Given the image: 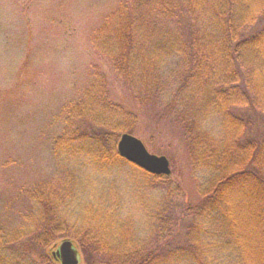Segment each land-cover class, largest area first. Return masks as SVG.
I'll list each match as a JSON object with an SVG mask.
<instances>
[{"label": "trees", "instance_id": "1", "mask_svg": "<svg viewBox=\"0 0 264 264\" xmlns=\"http://www.w3.org/2000/svg\"><path fill=\"white\" fill-rule=\"evenodd\" d=\"M92 43L99 55L108 57L133 103L143 113L144 104L151 103L146 107L153 123L171 117L168 128L180 130L195 171L207 168L212 179L198 191L196 204L184 200L170 207L166 217L174 226L159 219L151 244L135 239L128 226L120 227L124 244L110 243L107 231L123 211L119 197L109 191L110 183L112 190L117 187L110 170L134 167L120 157L117 145L123 134L138 133L140 115L117 102L106 76L96 73L83 100L71 106L54 156L65 168L80 172L84 191L92 196L95 177L108 187L96 189L104 190L99 203L93 197L87 201L80 223L67 213L70 201L38 198L27 227L11 234L0 228V264H57L53 252L66 239L80 250L81 264H161L171 259L264 264V0H122L94 32ZM219 62H225L224 73L236 76V82L226 79V84L215 85L207 78ZM185 95L195 99V108L202 103L201 108L187 109L191 104L186 107ZM222 96L231 102L221 104ZM177 102L183 107L177 108ZM218 104L226 120L221 139L204 129L205 116ZM174 110L179 114L172 117ZM181 122V129L176 128ZM97 212L101 223L93 219ZM98 227L108 228L106 235ZM130 232L136 245H130L131 251L123 249Z\"/></svg>", "mask_w": 264, "mask_h": 264}, {"label": "rangeland", "instance_id": "2", "mask_svg": "<svg viewBox=\"0 0 264 264\" xmlns=\"http://www.w3.org/2000/svg\"><path fill=\"white\" fill-rule=\"evenodd\" d=\"M121 1L0 0V228L5 234L27 227L35 213V201L44 196L51 195L63 203L70 201L67 213L74 214L73 220L79 223L86 218L87 201L93 197L99 203V194L104 190L96 189L108 187V183L95 177L90 182L92 196L84 191L80 172L75 174L65 168L54 156V145L64 133L69 110L83 100L86 90L97 80L96 73L106 76L117 102L128 111L134 108L140 115L138 133L133 136L145 144L150 154L167 157L172 169L167 182L155 181L132 166L110 170L113 178H117L114 182L117 187L112 190L110 183L109 191L119 197L123 210L118 222L107 231L110 243L122 242L120 227L128 226L135 239L141 237V241L151 244L159 219L167 227L174 226L166 217L170 207L175 208L184 200L196 204L198 191L212 179L213 173L207 168L195 171L196 163L180 130L173 133L168 128L171 117L153 123L152 110L146 107L151 103L144 104V115L126 93L125 86L117 82L108 57L94 50V32ZM224 64H215L214 71L211 69L207 75L215 85L226 84L227 80L236 82V76L224 73ZM210 87L205 88L207 93ZM220 102L231 101L222 96ZM194 103V98L185 99L186 107L191 104L187 109L201 108L202 103L198 108ZM179 106L183 107L177 102L180 109ZM159 112L162 114L163 109ZM178 114L174 110L172 117ZM204 120L205 130L218 139L225 136V114L219 104ZM181 126L182 122L176 123V128ZM94 216L96 222L101 221L98 212ZM248 219L253 220L249 214ZM106 229L97 228L103 235ZM131 232L124 250H133L131 244L136 246ZM171 260L161 264H183L179 259Z\"/></svg>", "mask_w": 264, "mask_h": 264}, {"label": "water", "instance_id": "3", "mask_svg": "<svg viewBox=\"0 0 264 264\" xmlns=\"http://www.w3.org/2000/svg\"><path fill=\"white\" fill-rule=\"evenodd\" d=\"M117 148L121 158L150 175L157 177L172 175L170 161L164 156L150 154L144 143L132 135H122ZM53 257L59 264L82 263L79 249L68 239L61 242L53 252Z\"/></svg>", "mask_w": 264, "mask_h": 264}, {"label": "bare ground", "instance_id": "4", "mask_svg": "<svg viewBox=\"0 0 264 264\" xmlns=\"http://www.w3.org/2000/svg\"><path fill=\"white\" fill-rule=\"evenodd\" d=\"M145 174H147V175H150V174H148V173H146L145 171H143ZM150 176H152V175H150Z\"/></svg>", "mask_w": 264, "mask_h": 264}]
</instances>
